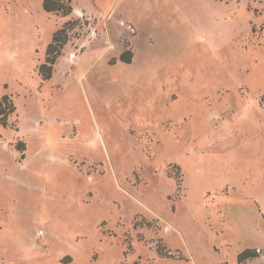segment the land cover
Returning <instances> with one entry per match:
<instances>
[{
  "label": "rangeland",
  "instance_id": "374dc122",
  "mask_svg": "<svg viewBox=\"0 0 264 264\" xmlns=\"http://www.w3.org/2000/svg\"><path fill=\"white\" fill-rule=\"evenodd\" d=\"M69 2L0 0V264H264V0Z\"/></svg>",
  "mask_w": 264,
  "mask_h": 264
},
{
  "label": "trees",
  "instance_id": "16d2710c",
  "mask_svg": "<svg viewBox=\"0 0 264 264\" xmlns=\"http://www.w3.org/2000/svg\"><path fill=\"white\" fill-rule=\"evenodd\" d=\"M42 7L46 13L58 14L68 16L72 13V7L69 0H42ZM69 23H65L62 28L57 30L47 46L45 60L38 68V74L43 81L49 80L52 77L53 66L58 57L61 56L63 47L68 42ZM131 54L129 52L123 53L120 60L124 63H130ZM3 106L5 109L13 111L12 103L5 97L0 100V111L2 112ZM159 250V249H158ZM161 256H170L165 249L158 251ZM255 253L246 250L239 255V258H255Z\"/></svg>",
  "mask_w": 264,
  "mask_h": 264
},
{
  "label": "built area",
  "instance_id": "2783aa9c",
  "mask_svg": "<svg viewBox=\"0 0 264 264\" xmlns=\"http://www.w3.org/2000/svg\"><path fill=\"white\" fill-rule=\"evenodd\" d=\"M256 254H258L261 258H264V253H262L261 250L257 249Z\"/></svg>",
  "mask_w": 264,
  "mask_h": 264
}]
</instances>
